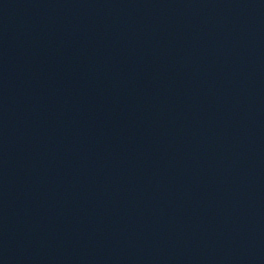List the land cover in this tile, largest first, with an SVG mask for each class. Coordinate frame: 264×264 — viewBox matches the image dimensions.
I'll list each match as a JSON object with an SVG mask.
<instances>
[{
    "label": "water",
    "instance_id": "95a60500",
    "mask_svg": "<svg viewBox=\"0 0 264 264\" xmlns=\"http://www.w3.org/2000/svg\"><path fill=\"white\" fill-rule=\"evenodd\" d=\"M0 264H264V0H0Z\"/></svg>",
    "mask_w": 264,
    "mask_h": 264
}]
</instances>
